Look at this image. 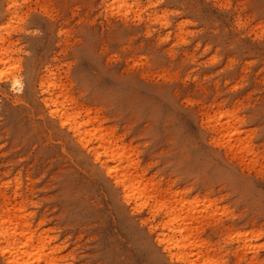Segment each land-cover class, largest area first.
Returning a JSON list of instances; mask_svg holds the SVG:
<instances>
[{
    "label": "rangeland",
    "instance_id": "rangeland-1",
    "mask_svg": "<svg viewBox=\"0 0 264 264\" xmlns=\"http://www.w3.org/2000/svg\"><path fill=\"white\" fill-rule=\"evenodd\" d=\"M9 1L0 0L6 211L42 224L70 264H160L137 217L40 110L35 85L53 71L76 109L125 135L150 183L228 208L221 240L232 226L264 232V0H17L6 11ZM227 110L254 133L256 162L205 139L208 116Z\"/></svg>",
    "mask_w": 264,
    "mask_h": 264
},
{
    "label": "bare ground",
    "instance_id": "bare-ground-1",
    "mask_svg": "<svg viewBox=\"0 0 264 264\" xmlns=\"http://www.w3.org/2000/svg\"><path fill=\"white\" fill-rule=\"evenodd\" d=\"M123 1L115 0L110 7ZM7 4L6 11L17 8V0ZM9 50L6 52L12 53ZM1 64H5L3 60ZM44 83L49 85L46 90ZM37 86L42 95L38 99L40 110L54 127L74 141L90 162L91 170L107 180L113 199L137 217L144 238L160 264L264 262L259 255L264 245H258L264 241V232H242L232 226L227 238L221 240L224 228L218 230L216 225L221 214L229 212L228 208L222 209L216 199L201 198L190 190L167 196L157 184L150 183L143 160L133 159L134 149L125 135L107 126L105 119L92 116L91 109L85 105L76 109L79 99L73 95L74 90L71 92L53 71L52 81H42ZM10 88L20 90L22 86L16 81ZM237 115L228 110L209 115L202 125L205 139L254 163L258 156L254 133L245 129ZM6 188L7 183L0 182V264H70L67 257L58 256L59 248L51 246L50 234L39 232L42 224H35L30 216L20 214V210H14L13 214L6 211L7 205L2 202L7 198ZM18 190L13 192L15 197L19 196Z\"/></svg>",
    "mask_w": 264,
    "mask_h": 264
}]
</instances>
